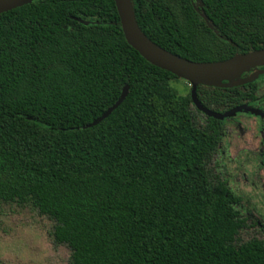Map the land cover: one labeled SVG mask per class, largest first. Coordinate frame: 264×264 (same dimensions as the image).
I'll return each instance as SVG.
<instances>
[{"label": "trees", "instance_id": "1", "mask_svg": "<svg viewBox=\"0 0 264 264\" xmlns=\"http://www.w3.org/2000/svg\"><path fill=\"white\" fill-rule=\"evenodd\" d=\"M201 1L132 3L141 30L188 59L264 47V0ZM176 78L126 42L114 0L1 12L0 201L50 218L70 264H264V241L237 238L240 196L210 166L223 121L200 119ZM261 80L197 97L223 111L255 100Z\"/></svg>", "mask_w": 264, "mask_h": 264}, {"label": "rangeland", "instance_id": "2", "mask_svg": "<svg viewBox=\"0 0 264 264\" xmlns=\"http://www.w3.org/2000/svg\"><path fill=\"white\" fill-rule=\"evenodd\" d=\"M171 85L181 94L190 92L182 78L171 80ZM256 94L264 95V80L258 82ZM258 106L264 109V103ZM197 115L204 118L201 112ZM223 126L210 166L241 198L237 208L246 224L237 238L264 241V119L244 112L223 120ZM53 225L30 204L0 201V264H70V249L54 241Z\"/></svg>", "mask_w": 264, "mask_h": 264}, {"label": "water", "instance_id": "3", "mask_svg": "<svg viewBox=\"0 0 264 264\" xmlns=\"http://www.w3.org/2000/svg\"><path fill=\"white\" fill-rule=\"evenodd\" d=\"M32 1L0 0V13ZM114 2L126 42L151 64L186 80L190 84L192 104L197 110L219 120L231 117L240 111H255L261 114L260 110L248 104H239L223 111L204 106L197 97V86L227 88L254 81L259 75L264 74V68H259L264 65V47L236 52L222 60H191L161 47L141 30L135 17L132 0H114ZM196 2L198 7L202 6L201 0ZM75 18L85 24L89 22L82 18ZM127 91L128 86L125 85L119 98L84 127L95 125L106 118L123 101Z\"/></svg>", "mask_w": 264, "mask_h": 264}, {"label": "flooded vegetation", "instance_id": "4", "mask_svg": "<svg viewBox=\"0 0 264 264\" xmlns=\"http://www.w3.org/2000/svg\"><path fill=\"white\" fill-rule=\"evenodd\" d=\"M259 68H264V65H262V66H260ZM261 75H264V74H261ZM260 76V75H259ZM258 76V77H259ZM257 77V78H258ZM256 78V79H257ZM255 79V80H256ZM264 103V95H261V96H256L255 97V100H244L241 104H248V105H250L251 107H253V108H255L256 110H260V112H261V114H259V113H256L255 111H240V112H237L235 115H233V116H231V117H228V118H225V119H231V118H236L238 115H241V114H243L244 112H255L258 116H260L261 118H263L264 119V109H262L261 107H259L258 105L259 104H263ZM239 105V104H238ZM236 106V105H235ZM231 108V107H230ZM229 109V108H228ZM201 112V111H200ZM202 113V112H201ZM202 114H204V113H202ZM225 119H223V120H225ZM222 120V121H223ZM224 136V135H223ZM223 138V137H222ZM221 141H222V139H221ZM220 141V142H221ZM220 145V143L218 144V146Z\"/></svg>", "mask_w": 264, "mask_h": 264}]
</instances>
